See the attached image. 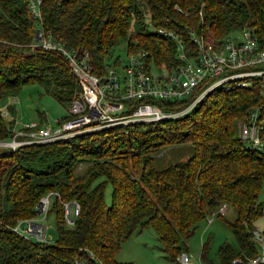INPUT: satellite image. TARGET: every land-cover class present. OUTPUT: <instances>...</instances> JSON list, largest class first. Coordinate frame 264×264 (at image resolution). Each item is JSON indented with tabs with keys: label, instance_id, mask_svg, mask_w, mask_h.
Masks as SVG:
<instances>
[{
	"label": "trees",
	"instance_id": "1",
	"mask_svg": "<svg viewBox=\"0 0 264 264\" xmlns=\"http://www.w3.org/2000/svg\"><path fill=\"white\" fill-rule=\"evenodd\" d=\"M36 11L37 16L27 0H0V101L31 84L58 103L78 93L62 56L30 47L36 30L66 49L84 51L94 74L116 66L118 57L107 59L120 42L126 54L145 52L146 71L149 63L169 70L177 63L175 44L155 33L156 28L175 35L186 55L194 54L190 34L214 43L247 27L264 41V0H40ZM259 89L256 82L247 88L218 86L172 119L121 124L0 151V264H77L85 252L102 264H126L116 262L114 253L131 234L147 227L163 257L176 264L184 241L222 203L234 210V218L214 217L224 223L235 245L250 254L248 230L261 212L256 197L264 188V124L257 131V148L247 147L235 126L251 107L264 106ZM194 95L158 105L178 110ZM5 106L13 115L12 104ZM10 125L0 114V140L10 136ZM171 145L185 151V157L160 165L153 153ZM106 185L108 204L103 200ZM47 192H54L46 216L53 217L55 237L32 243L10 228L33 216ZM70 200L78 204V213L65 227L59 201ZM206 242L199 259L215 264L206 256ZM235 255L234 247L222 242L215 251L216 264H229Z\"/></svg>",
	"mask_w": 264,
	"mask_h": 264
},
{
	"label": "built area",
	"instance_id": "2",
	"mask_svg": "<svg viewBox=\"0 0 264 264\" xmlns=\"http://www.w3.org/2000/svg\"><path fill=\"white\" fill-rule=\"evenodd\" d=\"M29 10L37 16L40 0H27ZM175 44L177 63L166 70L159 68L144 69L145 52L137 51L126 54L123 62L106 67L102 73L94 74L87 54L80 50L66 49L51 40L47 34L36 30L30 47L42 51L58 53L66 62L78 86V93L66 103V116L53 121L17 125L6 110L1 107L0 114L11 121L10 136L0 140V150L12 152L18 147L43 144L61 138L109 128L134 122H153L175 118L211 89L222 86L247 88L253 82L258 83L259 94H264V41L259 42L247 27L229 32L217 42L209 43L192 34L189 40L194 46V54L186 55L182 51L179 39L170 31L153 29ZM195 92L192 100L181 110L175 111L158 105L185 98ZM11 103V102H10ZM264 124V106L251 107L241 121L236 122L237 137L249 148L260 147L257 131ZM54 192H47L39 198L35 206L38 211L34 218L18 219L11 226V231L32 243L49 242L48 225L44 218L50 198ZM62 221L66 227L73 223L78 213V204L73 201H59ZM36 204V205H37ZM34 210V211H35ZM225 204H220L215 214L222 215ZM33 215V216H34ZM212 217L206 220L210 223ZM44 221V222H43ZM252 251L246 254L235 247L236 255L229 264H264V233L255 227L248 230ZM85 259L77 264H102L90 252H85ZM176 264H200L190 259L185 251H180L174 258Z\"/></svg>",
	"mask_w": 264,
	"mask_h": 264
},
{
	"label": "rangeland",
	"instance_id": "3",
	"mask_svg": "<svg viewBox=\"0 0 264 264\" xmlns=\"http://www.w3.org/2000/svg\"><path fill=\"white\" fill-rule=\"evenodd\" d=\"M120 46H123V42H120L114 48L110 57L107 59L108 62H111L115 57H118V62H123L125 60L126 53L124 50L120 49ZM7 102H9V104L12 103L14 113L11 117L16 120L18 126L31 122L39 123L42 120H47L49 124L53 125L54 120L66 116V103H58L48 93H45L41 87L35 84L22 86L10 101H8L7 98H3L0 101V109L5 106ZM36 112L41 114V118L38 117ZM4 119L8 121V118ZM177 147V145L165 146L156 150L153 156L160 165H168L177 160H182L186 152L183 150L178 151L176 149ZM109 191V186L106 185L103 191V200L105 204L109 203ZM256 202L260 203L261 212L258 217L252 221L251 225L264 233V188L257 194ZM36 211L37 210L34 211V214L38 213V211ZM211 215H213V219H211L210 223H206V220L212 217ZM214 215H216L215 211L206 213L205 217H203L204 219L197 224L193 234L184 241V251L190 255V259L193 261H197L199 258L201 246L206 241V256L215 264V251L217 246L222 242L234 244L224 223L218 218H215ZM35 216L36 215L29 218H34ZM222 217L227 221H231L234 218V210L226 205V210L222 214ZM44 220L45 222H43L48 225L46 234L51 237L53 241L55 237L53 217L49 214ZM62 224L65 226L63 221ZM114 260L126 264H174V262L166 260L163 257L162 252L158 249L155 234L152 229L148 227L140 232L131 234L126 241L121 243L114 253Z\"/></svg>",
	"mask_w": 264,
	"mask_h": 264
},
{
	"label": "crops",
	"instance_id": "4",
	"mask_svg": "<svg viewBox=\"0 0 264 264\" xmlns=\"http://www.w3.org/2000/svg\"><path fill=\"white\" fill-rule=\"evenodd\" d=\"M7 99H8V101H10L11 98H7ZM12 100H13V99H12ZM11 104H12V103H11ZM6 110H7V109H6ZM9 115L12 116L11 114H9ZM39 118H41V117H39ZM231 245H232V246L234 247V249H235V247H236L235 243H234V244H231ZM235 251H236V250H235ZM162 255H163V254H162ZM197 261L200 262V264H202L199 258L197 259Z\"/></svg>",
	"mask_w": 264,
	"mask_h": 264
},
{
	"label": "water",
	"instance_id": "5",
	"mask_svg": "<svg viewBox=\"0 0 264 264\" xmlns=\"http://www.w3.org/2000/svg\"><path fill=\"white\" fill-rule=\"evenodd\" d=\"M38 206H39V205L37 204L36 207H38ZM36 212H37V211H36ZM36 212H35V213H36Z\"/></svg>",
	"mask_w": 264,
	"mask_h": 264
}]
</instances>
